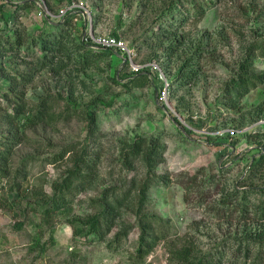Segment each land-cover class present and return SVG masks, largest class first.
<instances>
[{"label": "rangeland", "instance_id": "rangeland-1", "mask_svg": "<svg viewBox=\"0 0 264 264\" xmlns=\"http://www.w3.org/2000/svg\"><path fill=\"white\" fill-rule=\"evenodd\" d=\"M45 1L52 16L33 2L0 1V150L12 148L0 159L9 172H0V264H188L173 255L185 247L192 260L224 252V264H264V159L255 163L264 155L256 137L264 118L229 111L219 100L245 60L264 70V0ZM198 1L208 4L202 15L192 6ZM70 2L81 9L58 16ZM59 24L73 42L76 31L118 36L135 50L139 70L116 54L112 64L106 54L85 64L80 50L58 56L63 69L57 59L41 66L36 43ZM43 101L49 114L36 121ZM89 114L99 125L94 139ZM140 137L142 152L161 144L152 173L168 181L149 185L142 208L149 172L140 157L127 161ZM84 151L97 156L90 180L73 182L69 207L44 212ZM129 187L133 198L106 239L88 234L82 222L100 211L104 190ZM144 213L160 217L166 237L141 254Z\"/></svg>", "mask_w": 264, "mask_h": 264}, {"label": "trees", "instance_id": "trees-1", "mask_svg": "<svg viewBox=\"0 0 264 264\" xmlns=\"http://www.w3.org/2000/svg\"><path fill=\"white\" fill-rule=\"evenodd\" d=\"M59 2H61V0ZM194 3L195 2H193L192 6L193 9L197 11L198 15L204 14L206 8H208L206 1L203 3L201 1H198V3L195 4ZM69 19L71 18H68L66 21L67 25L70 24ZM59 25L62 26L61 28L60 26L56 28L58 29V33L52 30L48 35L43 34L36 43V45H38L41 49V56L38 60V62L41 63V66L46 67L57 59L56 61H59L57 68L63 69L67 66L63 57L70 56L78 50L82 51L83 54L81 55V60L85 64L91 63V61L94 60V57L100 54H106L110 57V64H112V57L115 54L112 50L92 48L83 40V37H79L77 35V31L74 32L76 40L73 42V40L70 39L72 31L68 30L64 24ZM82 49H86L87 51L84 52ZM59 55H63V57L58 58ZM251 64L252 62H249V60H245L241 64L234 77L226 82L219 100L229 111H233L237 114H241L243 111H247V113L252 112L253 116L255 115L258 117L257 119H259L264 118V90H261V98L256 99L257 101L254 104H251L248 107H244L243 104L245 97H247L253 90L264 85V70L259 72L254 71L251 69ZM21 99H24L23 95L21 96ZM19 102L20 103L17 104L18 111H22L25 108V103L23 104V101ZM46 103V101H43L40 104L35 118L36 121L45 119L47 113L49 114ZM49 116H51V114ZM87 118L89 120L90 137L94 139L97 132H99V125L94 114H89ZM256 137L259 138V145L261 146L262 152L264 150V132H257ZM144 142L145 140L141 137L133 142L132 147L128 150L129 155L127 156V161H129V163H131L130 159L137 160L138 157H140L149 172L147 180L142 183L140 190V208H142L147 200L146 193L148 192L149 185L151 183L157 181L161 183H168L166 178L163 176H158L157 174L152 173L151 165L155 162H160L163 159V155L161 154V144L159 141L154 142V144L150 143L146 145V150L142 152V149L145 146ZM149 147L151 148L147 150ZM11 150L12 148H8V150H0V156L2 157L0 159L7 161L11 156ZM65 153L66 151H63L59 157L55 158L54 162L61 160ZM261 157L263 158H259L255 161V163L258 162L261 164L264 159V155H261ZM95 160H97V156L93 157L92 154L88 155L86 151H84L79 157L75 158L74 167L68 171V175L63 182H57L55 184L53 197L49 199L46 204L42 205L44 207L43 211L50 213L69 207L71 205V198L68 196L69 189L73 188L74 181H77L79 185H83L86 181L90 180V175L92 174L94 170L93 167H95L96 164ZM6 169L7 167L0 170L4 177L9 175V172H7ZM189 191L190 190L187 191V194L190 193ZM260 191L263 192L264 188H261ZM132 193L133 191L130 187L123 189L121 192L115 191L113 193L104 190L100 201V211L95 216L88 217L86 222H82V220H80L82 224L90 227L88 234L94 235L98 239L105 240L107 233L111 232L116 219L115 217L122 213V208L130 199L133 198ZM260 213L261 217L264 218V206L260 208ZM160 222V217L156 214L144 213L141 215L139 253L144 254L149 252L158 244L160 240L166 237V234L161 233L160 231ZM173 255L179 260L182 259L183 261L188 262V264H224L225 256L224 252H222L219 256H216V253H211L206 256L204 255L198 260H192L191 250L186 247L182 250H175Z\"/></svg>", "mask_w": 264, "mask_h": 264}, {"label": "built area", "instance_id": "built-area-1", "mask_svg": "<svg viewBox=\"0 0 264 264\" xmlns=\"http://www.w3.org/2000/svg\"><path fill=\"white\" fill-rule=\"evenodd\" d=\"M0 1L15 6L24 4L26 2L27 3L33 2L35 4H39L43 6L44 10L46 11V15L48 16L53 15L45 0H0ZM77 8L81 9V7H79V5H77L75 2H70L66 6L60 9L58 16L62 18L66 16H70ZM87 33L85 32L83 40L86 43H88L92 48L112 50L116 55L122 58V61H124L126 64H129L134 70L137 71L139 70L138 69L139 66H136L134 61L136 57V52L133 48H131L128 44H126L124 40L113 35H96L92 32V30H89V32ZM167 89L168 88L165 87V90L163 92V95L165 96Z\"/></svg>", "mask_w": 264, "mask_h": 264}]
</instances>
